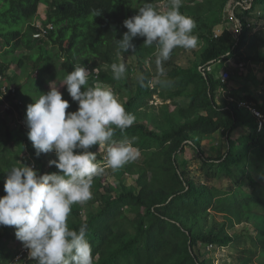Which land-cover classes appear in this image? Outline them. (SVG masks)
<instances>
[{
  "label": "trees",
  "instance_id": "16d2710c",
  "mask_svg": "<svg viewBox=\"0 0 264 264\" xmlns=\"http://www.w3.org/2000/svg\"><path fill=\"white\" fill-rule=\"evenodd\" d=\"M153 1L54 0V10H49L45 19L40 21V25H52L53 28L37 37L31 20L36 15L41 0H0V74L7 83L17 84L20 75L25 73L23 66L28 63L32 64V70L28 73L27 80H31L32 75H36L43 67L53 65L55 59H62L60 69L66 76L77 66H84L86 69L93 67L90 62L95 60L100 64L111 65L115 63L113 59L120 54L149 57L155 46L144 47L145 38L133 39L135 52L129 50L119 54L116 40L121 39L127 31L123 21L135 15L144 3ZM192 1H196L195 6L190 5L189 2ZM226 1L183 0L181 13L187 16L188 13L197 15L202 10L207 11V16H214L209 17L205 23L208 34H198L207 44L202 53V62L206 65L210 61L226 62L228 59L236 64L242 61L248 63V59L263 61L257 55L243 58L240 50L248 40L249 27L252 26L248 16L251 13L254 16L257 9L264 10V0H248L249 8L240 5L243 14L233 12L232 17L223 18L222 22L226 20L227 25H231L234 18L239 19L240 32L237 36L227 27L213 36L212 25L220 22L222 16L216 12L217 8L222 11ZM165 2L167 4V0ZM97 12L100 14L96 15ZM259 21L263 22L262 19ZM262 39L264 42V35ZM16 52L17 56H12ZM13 62L16 73L7 74L8 66L10 63L13 65ZM171 74L179 77L175 82L177 89H191L185 94L187 105L178 111V115L167 119L168 127L157 132L137 121L123 133L115 129L114 140L135 137V147L139 150V159L142 161L138 159L131 162L125 165V169L128 173L136 174L139 189L124 188L120 193L112 194L111 188L101 189V183L95 180L93 184L96 185L91 188L93 196L88 202L92 204L93 200L99 201V208L83 210V205L72 206L68 226L76 230L83 224L88 226L93 264H208V261L200 260L198 245L210 244L216 248L231 243V238L219 233H192L184 223V215L205 211L209 203L216 207L220 203L219 207L237 215L238 220L245 212L264 214V125L258 131V118L234 100L221 98L217 102L216 90L225 83L210 72L201 70L199 65L192 63L188 68H175ZM107 78L106 74L99 72V77L90 76L88 86L106 82ZM32 91L35 94L31 93L30 96L22 90L20 92V88H16L15 93L9 91L5 98L12 103V108L5 115L12 116L13 111H16L19 118H23L26 116L27 106L34 103L41 94L47 93L38 84L33 86ZM60 92L70 105L66 112L76 111L78 102L71 99L67 86L63 85ZM237 92L235 89L230 90L232 97L237 96ZM19 100L22 105L18 104ZM241 100L250 102L264 115V100L258 103L256 97L249 93L242 96ZM136 101L132 98L124 105L127 112ZM1 116L0 114V197L6 195L4 183L8 171L14 166H29L32 162V167L40 174L58 171L48 163L49 160L56 159L54 153H41L37 156L28 138L29 130L18 125L11 132L10 117ZM182 116L186 121H182ZM239 127H244L245 130L234 137L233 132ZM218 131L221 134L219 142L225 151L214 157L206 155L200 136L214 135ZM185 145L199 154L200 164H213L219 172L229 176L234 167L238 168L240 171L237 170V179L240 180L235 191H232L231 183L227 188L230 191L224 189L221 192V188L216 186H196L178 162L177 156L184 152ZM149 148L151 150L147 151ZM139 162H144L145 167H141ZM229 176L225 178L228 183ZM245 184L248 192L242 188ZM14 230L13 227L0 226V264H7L13 258V252L17 251L15 249L18 248L19 240L13 234ZM256 251L250 252L249 260L240 255L241 264H248L252 257L259 264H264V248L258 254Z\"/></svg>",
  "mask_w": 264,
  "mask_h": 264
},
{
  "label": "clouds",
  "instance_id": "9594fccd",
  "mask_svg": "<svg viewBox=\"0 0 264 264\" xmlns=\"http://www.w3.org/2000/svg\"><path fill=\"white\" fill-rule=\"evenodd\" d=\"M182 4L183 0H167L166 10L161 12L144 3L123 21L127 31L116 40L118 54L135 52L133 39L143 37L144 47L155 46L157 74L164 77V64L174 49L192 51L199 45L196 22L181 13ZM110 69L116 81L127 72L124 62L112 63ZM93 72L99 77V69L90 72L77 66L64 78L71 99L78 102L76 111L66 112L68 100L52 86L26 109L28 138L36 155L54 151L56 159L48 163L58 171L40 174L26 164L12 167L4 183L6 195L0 197V226L15 228V237L35 264H93L88 226L83 224L78 230L68 226L72 206L92 199L94 179L107 169L115 172L140 157L135 137L113 139L115 129L123 133L134 124V115L126 111L111 87L102 83L88 86ZM136 80L141 87L169 83L167 79L148 80L142 72ZM95 145L106 150L103 163L90 150Z\"/></svg>",
  "mask_w": 264,
  "mask_h": 264
},
{
  "label": "rangeland",
  "instance_id": "374dc122",
  "mask_svg": "<svg viewBox=\"0 0 264 264\" xmlns=\"http://www.w3.org/2000/svg\"><path fill=\"white\" fill-rule=\"evenodd\" d=\"M188 0H184V2ZM151 3L153 6L157 8L158 11L166 10V2L165 0H154ZM190 5L195 6V2H189ZM240 5L246 7L249 5L248 0H227L224 9L217 8V13L221 16V21L214 23L212 26V31L214 33L213 36L220 34L224 27H227L230 31V25H227L226 20L222 22L223 18L233 15L235 13H239L240 15L243 12L240 10ZM55 6L54 0H41L38 4V8L36 11V15L32 18L31 22L34 28L36 29L35 35L37 37H41V27L40 21L45 19L46 14L49 10L53 11ZM51 7V8H48ZM257 12L260 9L256 10ZM200 14L196 13H188V16L193 18L196 22L197 27L194 29L195 34H208L207 33V23L209 17L207 16V11H202ZM217 14V15H218ZM218 15V16H219ZM245 16V15H244ZM249 22H254L255 16L249 14ZM257 23H260L257 20ZM229 26V27H228ZM25 27V26H24ZM258 26H256L257 28ZM261 29L253 32V26L249 27L248 31V40L242 45L240 50L243 58L248 56H258V58H262L263 61L255 62L252 59H248V66L246 70L243 72L241 70L244 67H241V72L233 66V77H231L228 81V87H233L237 90V96H234L236 100H241L242 96L247 93L251 94L253 97H256L257 102H262L264 100V42L262 36L264 35V24H260ZM216 34V35H215ZM236 36V35H235ZM207 48L206 42L199 38L198 48L192 51H186L182 48L174 49L170 59L165 62V76L158 77L157 69L155 66V50L153 54L149 57L139 58L133 54H120L116 56L113 60L115 63L124 62L127 67V72L124 78L119 81H116L112 77L111 69L109 64H100L98 61H91L90 64L93 65L91 68H87L88 71H92L93 69H99V72H102L108 76L106 82H99L105 86L111 87L119 99L120 103L124 106L130 102L132 98H135L137 101L130 106L129 113L134 115L135 122L139 121L147 124L148 128L157 132H161L164 127L169 126L168 118L174 117L178 115V111L180 112L184 106L187 105V96L186 92L190 91L191 88L187 89V91L183 89H177L176 80L179 79L178 76H173L171 71L175 68H188L192 63L199 65L200 69L207 72H212L216 78L220 77L221 73V65L219 63L215 64L214 68H208V64H204L202 61V53L205 52ZM21 52H26L25 50H20ZM19 52V51H17ZM17 52L12 56H17ZM262 54V55H261ZM1 55V50H0ZM11 56V57H12ZM0 59H2L0 57ZM56 59L53 61V65L48 67H43L39 70L36 75H32V79L27 80L28 73L32 70L30 69L32 64L28 63V65H24L23 69L25 71L24 74L20 75V80L17 84L11 83L16 86V88H20V92L24 91L26 95L30 96L31 93L35 94L32 91L34 85L38 84L42 88V90L48 92L50 91L51 86L57 87L60 91L63 87V81L66 76L63 75L60 69V62ZM15 62L13 65L10 63L7 69V74H14ZM215 70V71H214ZM138 72H142L146 75L148 80L154 79H167L169 83L165 86L154 85V86H146L141 87L136 80V75ZM18 73V71H17ZM242 73V74H241ZM243 76H241V75ZM245 75V76H244ZM91 76H96L93 72ZM242 77V78H241ZM219 79V78H218ZM27 80V81H26ZM176 92H179L177 95ZM219 94L218 100L222 97ZM231 96V94H230ZM229 98V93H226L223 97ZM5 96L0 95V113L1 118H5V116L10 117V121L12 126L11 132L18 126L17 122L19 120V124H21L25 129H28L26 124V116L22 119L19 118L18 113L13 111L12 116L9 114L5 115V112L11 108V104L7 103ZM22 105V103H21ZM24 109V108H23ZM182 121H186L184 116L181 117ZM244 127H239L233 134L239 132L237 135H240L244 132ZM234 135V136H235ZM220 131L216 132L214 135L200 136L201 146L203 147L204 153L209 156H218L222 154L225 149L223 148L222 143L220 144ZM122 140V139H121ZM184 152L180 153L178 157V162L183 170L186 172V176L194 182L196 186L206 185L209 187H219L221 190H229L227 189L232 184V191H235L236 185L238 184L240 179H237L239 176L237 170L238 168H233L231 170V174L226 175L222 171L219 172L217 166L213 164H200L199 154L194 152L188 145H185ZM96 145L91 151L96 152L97 160L99 163L104 162V157L106 155V150ZM151 150L150 148L147 149ZM78 151V150H77ZM52 153L55 154L53 151ZM141 153H143L141 151ZM49 154V153H48ZM138 161H142L141 158ZM34 163L31 162L29 166H33ZM139 165L145 167L144 162H139ZM236 170V171H235ZM229 176V183L225 181V178ZM136 174L128 173L125 169V166L115 172L111 169H107L105 173L94 179L97 182H100L101 185L99 187L101 189L111 188L112 194L120 193L124 188H133L138 190L139 187L136 182ZM151 175H149V178ZM96 183L92 184L91 188H94ZM264 185V183H263ZM245 187L247 185H243V190L248 192ZM217 203H219L217 201ZM99 201L93 200V203H89L88 201L83 204V210L87 209H97L99 208ZM220 203L218 207L216 205H212L209 203L205 211H200L199 213L184 215L183 219L185 220L186 227L192 233L202 234H220L221 236H229L231 238V243H228L224 246L214 247L210 246V244H199L200 251V260H206L208 264H241L242 259L239 258L242 255L245 259L249 260L250 252L257 250V254L261 252L262 248H264V214L260 212H253L252 214H242L239 217L234 213L228 212L226 209H222ZM174 211V210H173ZM174 215V212H173ZM84 218V216H83ZM14 228V227H13ZM15 235V230L13 232ZM12 246V244H10ZM242 252V253H240ZM244 252V253H243ZM249 252V253H248ZM252 257L251 261L248 264H259L258 261ZM7 264H35V261L30 260L29 258H24L22 255H18V253L13 252V258Z\"/></svg>",
  "mask_w": 264,
  "mask_h": 264
},
{
  "label": "built area",
  "instance_id": "2783aa9c",
  "mask_svg": "<svg viewBox=\"0 0 264 264\" xmlns=\"http://www.w3.org/2000/svg\"><path fill=\"white\" fill-rule=\"evenodd\" d=\"M258 14H260V12H258ZM262 15L264 16V12L262 13ZM49 29H52V26L41 27V29H40L41 30V34L42 35L46 34ZM233 32H234V34L236 36L239 34V29L237 28V25H233ZM226 62L228 64V66L226 67V69L222 70V73H221V75L219 77L220 81L222 83H226L228 81V79L231 77L233 66L238 67L239 69H241L242 66L245 67L244 62H239V63L236 64L232 59H228ZM9 91L11 93H15L16 86L12 85L11 83H7L5 77L0 74V95L6 96ZM6 102L8 104L10 103L11 104V108H12V103L10 101H6ZM21 103L22 102L19 100L18 104L21 105ZM239 105L247 108L252 113V115H254L255 117L258 118V122L257 123H258V129L260 130L262 128V126L264 125V115L259 110H257V108H255L248 101L241 100V101H239ZM15 123H17L18 125H21V124H19V120L17 122H15ZM10 127H11V122H10ZM16 253H18V255L24 256V258H27V256H28L27 250L23 247V245H22V243L20 241H19V245H18V251Z\"/></svg>",
  "mask_w": 264,
  "mask_h": 264
},
{
  "label": "crops",
  "instance_id": "0c3cea01",
  "mask_svg": "<svg viewBox=\"0 0 264 264\" xmlns=\"http://www.w3.org/2000/svg\"><path fill=\"white\" fill-rule=\"evenodd\" d=\"M245 8H249V6H246ZM258 12H260V14H258ZM256 11L255 12V14H254V16H255V18H254V22H249L250 24H252V26H253V32H255L256 30H259V29H261V27H260V24L261 25H263L264 24V16L262 15V13L264 12V10H261L260 9V11ZM229 16H231V15H229ZM259 19H262L263 20V22H261L260 21V23H257V20H259ZM233 25H237V28L239 29L240 28V23H239V19L238 18H235L233 21H232V23H231V25H230V28H232L233 27ZM256 26H258L257 28H256ZM232 30H233V28H232ZM243 62V61H242ZM217 63H219L220 65H221V68H222V70L223 69H226V67L228 66V64H227V62H216V63H213L212 61H210V62H208L207 64H208V67H209V69L210 68H214V66H215V64H217ZM210 64V65H209ZM244 65H245V67H244V69L243 70H241V69H239L238 67H235L236 69H238L239 70V72H243L244 70H246V68H247V66H248V63H246L245 61H244ZM234 68V69H235ZM233 69V70H234ZM222 70H221V73H222ZM233 70H232V74H231V77H233ZM241 70V71H240ZM215 71V70H214ZM221 73H220V75H221ZM211 74L214 76V74L211 72ZM242 74V73H241ZM241 74H239V75H241ZM241 76H243V75H241ZM245 76V75H244ZM215 77V76H214ZM230 77V78H231ZM219 78V77H218ZM229 78V79H230ZM242 78V77H241ZM229 79H228V81H229ZM228 81L225 83V85H220L218 88H217V90H216V93H220V95L222 96L221 98H223L224 97V95L226 94V93H229V98H225V99H227V100H234V101H236L237 103H238V105H239V101H241V100H236L234 97H232V96H230V90L231 89H234L233 87H235V86H230V87H228ZM217 96H219V94H216V101L217 102H220L219 100H218V97ZM221 98H220V100H221ZM240 106V105H239ZM254 106V105H253ZM240 107H243V106H240ZM243 108H245V107H243ZM247 109V108H246ZM248 110V109H247ZM249 111V110H248ZM250 112V111H249ZM251 113V112H250ZM252 114V113H251ZM258 124V123H257ZM10 125V124H9ZM14 126H12V123H11V128H13ZM258 128V127H257ZM243 129H245V128H243ZM261 130V129H260ZM258 131H259V129H258ZM239 132H237V133H235V134H238ZM235 134H233V136L235 135ZM238 136V135H237ZM236 135L234 136V137H237Z\"/></svg>",
  "mask_w": 264,
  "mask_h": 264
}]
</instances>
